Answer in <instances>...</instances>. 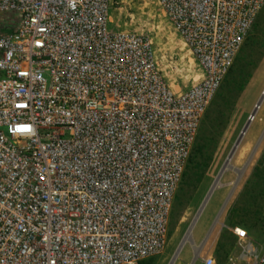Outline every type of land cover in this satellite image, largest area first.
I'll list each match as a JSON object with an SVG mask.
<instances>
[{
  "label": "built area",
  "instance_id": "2783aa9c",
  "mask_svg": "<svg viewBox=\"0 0 264 264\" xmlns=\"http://www.w3.org/2000/svg\"><path fill=\"white\" fill-rule=\"evenodd\" d=\"M159 3L203 74L179 92L147 34L112 27V0H0L13 21L0 34V264L165 251L201 122L264 0ZM231 231L223 264H264L248 230Z\"/></svg>",
  "mask_w": 264,
  "mask_h": 264
},
{
  "label": "rangeland",
  "instance_id": "374dc122",
  "mask_svg": "<svg viewBox=\"0 0 264 264\" xmlns=\"http://www.w3.org/2000/svg\"><path fill=\"white\" fill-rule=\"evenodd\" d=\"M111 20L112 27L118 30L147 34L152 39L158 68L173 91L179 92L185 90L202 79V70L197 60L184 43V40L176 32L165 10L160 5L159 0H112ZM11 21V15L0 14V34L12 29V26H10ZM263 91L264 58L260 66L255 70L246 89L237 98L231 113L229 125L220 139L213 160L204 172L201 182L191 193L188 200L187 198L182 199L184 203L172 217L173 202L169 219L168 244L162 254L155 256V264H168L176 248L186 235L197 210L217 177L233 143ZM263 133L264 99L231 160L232 168L226 170L222 175L219 186L210 195L192 229L193 241H188L184 244L174 264H191L195 253V246L197 245L194 241L195 230L198 228L197 226H199L200 222L209 215H213L210 221L214 222L220 212L213 230L215 232L214 234H219L220 236L226 231L232 232L231 229L233 227L228 223L227 218L232 214L235 220H240V215L234 211L240 204V193L245 180L251 175L255 167L261 168V156L264 151V135L261 139ZM260 139L261 141L248 168L230 195L224 209L221 211L237 179V169L245 164ZM239 226L248 230L250 237L260 248L264 247V226L258 227L253 231L249 230L248 226ZM192 249L194 251L193 255ZM237 250L238 247L235 240L232 251ZM202 256L200 253L193 264H204Z\"/></svg>",
  "mask_w": 264,
  "mask_h": 264
},
{
  "label": "trees",
  "instance_id": "16d2710c",
  "mask_svg": "<svg viewBox=\"0 0 264 264\" xmlns=\"http://www.w3.org/2000/svg\"><path fill=\"white\" fill-rule=\"evenodd\" d=\"M264 58V9L256 19L248 37L239 51L234 64L216 90L201 122L196 141L188 159L181 185L176 193L172 217L201 182L204 172L210 166L220 139L227 129L234 105L239 95L246 89L255 70ZM186 201V200H185ZM240 215L235 220L227 218L232 226H248L256 230L264 226V180L261 168L255 167L245 180L240 193V204L234 211ZM236 237L232 232L222 233L216 245L217 264H223L232 251ZM137 264H155V257L145 258Z\"/></svg>",
  "mask_w": 264,
  "mask_h": 264
},
{
  "label": "water",
  "instance_id": "95a60500",
  "mask_svg": "<svg viewBox=\"0 0 264 264\" xmlns=\"http://www.w3.org/2000/svg\"><path fill=\"white\" fill-rule=\"evenodd\" d=\"M263 93H264V91L262 92V95H263ZM262 95H261V97L259 98V100L257 101V103L255 104V106H254L252 112L250 113V115H249V117H248L246 123L244 124V126H243V128L241 129L239 135L237 136L235 142L233 143V146L231 147V150H230V152H229V154H228V156H227V158H226L224 164L222 165L221 169L219 170V172H218V174H217V177L215 178L213 184L211 185V187H210V189H209L207 195L205 196L203 202L201 203L199 209L197 210V212H196V214H195V216H194V218H193V220H192V222H191V224H190V226H189V229H193V228H194V225L196 224L197 219L199 218V216H200V214H201V212H202V210H203V208H204L206 202L208 201L210 195L212 194V192H213L214 189L216 188V184H215L216 181L219 180V179L222 177V175L224 174V172H225L226 170H228V168L225 167V163H226L228 160L232 159V157L234 156L236 150L238 149V147H239V145H240V143H241V141H242V139H243V137H244L246 131H247L248 128H249L250 121L252 120V118L254 117V115H255V113H256V109L259 107L260 103L262 102ZM263 135H264V133L262 134L261 139H262ZM261 139L257 142V144L255 145V147L253 148V150H252L251 154L249 155V157H248L247 161L245 162V164H244L241 168L237 169V175H238V176H237V179H236V181H235L234 187H233V189L231 190V192H230L228 198L226 199L225 203L223 204V206H222V208H221V211H222V209H224V207H225V205H226V203H227V201H228L230 195L233 193V190L235 189V187L237 186V184H238L239 180L241 179L242 175L244 174V172H245L246 169L248 168V166H249V164H250V162H251V160H252V158H253V156H254V154H255L257 148H258V145H259ZM219 215H220V212H219ZM219 215L217 216L216 219H218ZM216 219H215V222H216ZM215 222H214L213 225L211 226V228H210V230H209L207 236L205 237V239H204L200 244L197 245V249H196V251H195V253H194V256H193V259H192L191 264H193V263L195 262V260L197 259V257L200 255V253H201V251H202V249H203V246H204V244H205V242H206V240H207V238H208V235L210 234V232L212 231V229H213V227H214V225H215ZM189 229H188V230H189ZM191 231H192V230H191ZM187 232H188V231H187ZM191 233H192V232H191ZM186 234H187V233H186ZM185 237H186V235L184 236V238L181 240L180 244H179L178 247L176 248V250H175V252L173 253L172 257L170 258L168 264H174V262L176 261V259H177L178 255H179V253H180L182 247H183L184 244L187 242V240L185 239Z\"/></svg>",
  "mask_w": 264,
  "mask_h": 264
},
{
  "label": "crops",
  "instance_id": "0c3cea01",
  "mask_svg": "<svg viewBox=\"0 0 264 264\" xmlns=\"http://www.w3.org/2000/svg\"><path fill=\"white\" fill-rule=\"evenodd\" d=\"M212 217H213L212 214L209 215L207 218H205L204 220H202L200 222L199 226H197L198 228L195 230V233H194V241L197 243V245L200 244L205 239V237L207 236L211 226L215 222V220H214V222L210 221V219ZM215 225H214L212 231L214 230ZM212 231L208 235V238H207V240H206V242H205V244L203 246V249L201 251V254L203 256L212 255L216 259V262H217L215 249H216V245H217V242H218L220 236H219V234H214L215 232L214 231L212 232ZM193 252L194 251L192 249V255H193Z\"/></svg>",
  "mask_w": 264,
  "mask_h": 264
},
{
  "label": "bare ground",
  "instance_id": "6f19581e",
  "mask_svg": "<svg viewBox=\"0 0 264 264\" xmlns=\"http://www.w3.org/2000/svg\"><path fill=\"white\" fill-rule=\"evenodd\" d=\"M263 99H264V93H263V95H262V101H263ZM261 104H262V102L260 103L259 107L256 109V113H257L258 109L260 108ZM256 113H255L254 117L252 118V120L250 121V124H251V122L254 120V118H255V116H256ZM245 134H246V133H245ZM232 158H233V157H232ZM231 160H232V159L228 160V161L225 163V167L228 168V169L232 168ZM220 179H221V178H220ZM220 179L216 181V183H215V184H216V187L219 186ZM234 184H235V183H234ZM233 187H234V186H233ZM232 189H233V188H232ZM197 220H198V219H197ZM217 220H218V219H216V222H217ZM216 222H215V224H216ZM194 226H195V225H194ZM191 230H192V229H189L188 232H187V234H186L185 239L187 240V242H188V241H189V242H192V234H191L192 231H191ZM196 249H197V246L195 247V251H196Z\"/></svg>",
  "mask_w": 264,
  "mask_h": 264
},
{
  "label": "clouds",
  "instance_id": "9594fccd",
  "mask_svg": "<svg viewBox=\"0 0 264 264\" xmlns=\"http://www.w3.org/2000/svg\"><path fill=\"white\" fill-rule=\"evenodd\" d=\"M21 127H23V128H27V129H30L31 128V126L30 125H21Z\"/></svg>",
  "mask_w": 264,
  "mask_h": 264
}]
</instances>
